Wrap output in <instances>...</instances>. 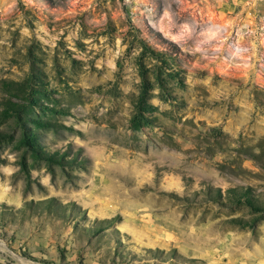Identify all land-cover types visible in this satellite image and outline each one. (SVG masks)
Segmentation results:
<instances>
[{
    "label": "rangeland",
    "instance_id": "1",
    "mask_svg": "<svg viewBox=\"0 0 264 264\" xmlns=\"http://www.w3.org/2000/svg\"><path fill=\"white\" fill-rule=\"evenodd\" d=\"M0 264H264V0H0Z\"/></svg>",
    "mask_w": 264,
    "mask_h": 264
}]
</instances>
